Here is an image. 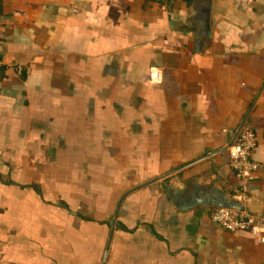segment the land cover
Segmentation results:
<instances>
[{
  "label": "crops",
  "instance_id": "0c3cea01",
  "mask_svg": "<svg viewBox=\"0 0 264 264\" xmlns=\"http://www.w3.org/2000/svg\"><path fill=\"white\" fill-rule=\"evenodd\" d=\"M0 40V264H264L206 203L264 217V0H0Z\"/></svg>",
  "mask_w": 264,
  "mask_h": 264
},
{
  "label": "built area",
  "instance_id": "2783aa9c",
  "mask_svg": "<svg viewBox=\"0 0 264 264\" xmlns=\"http://www.w3.org/2000/svg\"><path fill=\"white\" fill-rule=\"evenodd\" d=\"M161 79V71L151 68L150 80L159 83ZM256 147V134L248 127L240 129L234 141L227 147L230 154V167L236 178L242 182L251 180L260 168V164L252 158ZM234 197L237 202L243 205V202L247 198L245 189L241 188V190L236 192ZM210 218L225 230L232 232L247 231L253 235H261V241H264V217L257 221L256 216L245 207L242 210L213 207L210 211Z\"/></svg>",
  "mask_w": 264,
  "mask_h": 264
},
{
  "label": "water",
  "instance_id": "95a60500",
  "mask_svg": "<svg viewBox=\"0 0 264 264\" xmlns=\"http://www.w3.org/2000/svg\"><path fill=\"white\" fill-rule=\"evenodd\" d=\"M218 194V197H213L210 201H207V205L236 210H242L244 208L243 205L234 198H226L224 192L220 191Z\"/></svg>",
  "mask_w": 264,
  "mask_h": 264
}]
</instances>
